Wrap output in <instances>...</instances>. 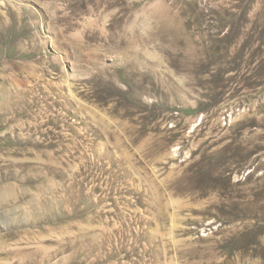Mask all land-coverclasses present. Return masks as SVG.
I'll return each mask as SVG.
<instances>
[{
  "label": "rangeland",
  "instance_id": "rangeland-1",
  "mask_svg": "<svg viewBox=\"0 0 264 264\" xmlns=\"http://www.w3.org/2000/svg\"><path fill=\"white\" fill-rule=\"evenodd\" d=\"M0 264H264V0H0Z\"/></svg>",
  "mask_w": 264,
  "mask_h": 264
},
{
  "label": "built area",
  "instance_id": "built-area-1",
  "mask_svg": "<svg viewBox=\"0 0 264 264\" xmlns=\"http://www.w3.org/2000/svg\"><path fill=\"white\" fill-rule=\"evenodd\" d=\"M229 118H230L229 116H224L223 117L224 121H226L227 119L229 120Z\"/></svg>",
  "mask_w": 264,
  "mask_h": 264
}]
</instances>
